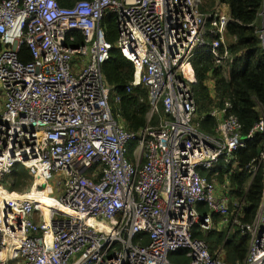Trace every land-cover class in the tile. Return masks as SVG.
Instances as JSON below:
<instances>
[{
	"label": "built area",
	"instance_id": "2783aa9c",
	"mask_svg": "<svg viewBox=\"0 0 264 264\" xmlns=\"http://www.w3.org/2000/svg\"><path fill=\"white\" fill-rule=\"evenodd\" d=\"M205 4L0 0V264H175L170 255L182 248L189 250L188 264H228L222 248L212 255L193 234L197 225L204 232L240 229L250 245L236 264H264V186L248 223L245 197L231 195L236 171L247 170L249 185L259 171L264 176V115L244 135L226 100L210 109L213 132L200 130L190 61L202 49L226 67L236 59L237 42L228 37L234 21L228 5ZM113 13L115 42L103 24ZM75 31L84 42L70 46ZM23 46L30 49L27 62L20 58ZM115 48L134 64L128 91L148 90L147 124L136 133L110 105L103 66ZM257 135L261 151L241 167L237 153ZM20 163L32 184L18 191L6 178ZM220 170L221 182L202 176ZM55 174L62 181L48 190Z\"/></svg>",
	"mask_w": 264,
	"mask_h": 264
},
{
	"label": "trees",
	"instance_id": "16d2710c",
	"mask_svg": "<svg viewBox=\"0 0 264 264\" xmlns=\"http://www.w3.org/2000/svg\"><path fill=\"white\" fill-rule=\"evenodd\" d=\"M203 9L211 7L215 3H226L229 13L234 21L229 24L228 37H235L237 42L231 46V51L236 59L228 63L226 67L217 65L211 53L203 50L196 54L190 61V66L195 74L196 83L194 86L195 98L197 101V117H203L201 127L206 132H213V118L209 116L212 107L221 106L226 100L233 104L231 113L238 117L242 125V132L246 135L264 115V51L261 48L257 34V22L260 18L264 0H204ZM63 4L70 5L66 1ZM116 14L106 15L103 24L107 28V38L115 42L118 37ZM75 40L68 39L70 46H79L84 42L80 31L71 33ZM20 58L23 62L30 60V49L23 46L20 51ZM134 64L122 55L118 48L112 52L111 59L103 66V73L107 82L112 86L113 95L110 105L114 115L122 116L125 128L130 132H138L146 126L147 113L150 110L148 90L139 86L128 91L130 82L134 77ZM215 79L214 85H209V79ZM116 96L119 101H116ZM261 135H257L254 142H249L247 147L238 151L237 156L240 166L244 167L261 151ZM18 164L10 175L12 182H8L9 188L21 191L32 184L28 170ZM21 168V169H20ZM215 170L212 171L214 173ZM211 173H206L210 175ZM226 174L220 170L218 176L220 181ZM249 174L247 170L236 171L231 180L235 189L231 195L241 199L245 197L244 222H250L260 205L263 196L264 176L259 171L252 183L248 186L246 182ZM206 209L201 208L204 212ZM220 216L215 214V224L219 222ZM229 227H217L208 232L199 231L194 228L193 234L205 240L212 254L223 249V258L228 264L243 262L246 258L249 238L240 229ZM228 236V237H227ZM182 251V250H180ZM179 251V252H180ZM187 251V250H186ZM172 262L176 264H188L190 259L181 253L174 255Z\"/></svg>",
	"mask_w": 264,
	"mask_h": 264
},
{
	"label": "rangeland",
	"instance_id": "374dc122",
	"mask_svg": "<svg viewBox=\"0 0 264 264\" xmlns=\"http://www.w3.org/2000/svg\"><path fill=\"white\" fill-rule=\"evenodd\" d=\"M263 11H264V4H263V7H262V9H261V13H260V15H261V19H260V21H259V24H260V22H261V20H262V13H263ZM1 91H2V89L0 88V105L3 106V105H4V102H5V99H4V96L2 95V92H1ZM117 115H118V114H117ZM117 115H115V116L117 117ZM135 147H136V142L132 141V142L130 143V145H129V153H130L131 155L133 154V151H134ZM132 159H133V157L130 156V157H129V160L131 161ZM20 169H21V168H20ZM7 181H8V182H12L11 178H8V177H7ZM58 181H62V178H61L59 175L55 174L53 181L49 182L47 189H48V190H52L53 187L57 184ZM248 183H249V182L247 181V182H246V185H249ZM198 209H200V208H198ZM195 228H196L197 230H199V231L201 230L200 226H197V227H195ZM177 253H181V254L184 255V254L186 253V250H182V251L177 252ZM175 254H176V253H175ZM175 254H171V255H170V259H171V260H173Z\"/></svg>",
	"mask_w": 264,
	"mask_h": 264
},
{
	"label": "bare ground",
	"instance_id": "6f19581e",
	"mask_svg": "<svg viewBox=\"0 0 264 264\" xmlns=\"http://www.w3.org/2000/svg\"><path fill=\"white\" fill-rule=\"evenodd\" d=\"M218 4H220V3H218ZM260 18H261V16H260ZM117 20H118V17H117ZM264 20V11H263V13H262V21ZM257 27H262L261 26V24L260 25H257ZM201 51H203L202 49H199V50H197L196 51V53H195V55L196 54H198V53H200ZM206 51V50H205ZM208 52V51H207ZM209 53V52H208ZM194 94H195V92H194ZM229 100V99H228ZM230 101V100H229ZM231 102V101H230ZM232 103V102H231ZM233 105V104H232ZM232 110V109H231ZM230 113H231V111H230ZM119 114V113H118ZM114 115V114H113ZM147 115H148V113H147ZM118 116V115H117ZM114 117H116L115 115H114ZM124 122V121H123ZM259 122V121H258ZM154 123H158V121H157V118H155V120H154ZM146 124H147V122H146ZM124 125H125V123H124ZM256 125V124H255ZM214 127H215V124H214ZM200 130L202 131V132H204V133H211V132H206V131H204L203 129H202V127H201V125H200ZM213 130H214V128H213ZM256 140V138L253 140V141H251V142H254ZM133 157V156H132ZM133 160L134 159H132L130 162H133ZM21 164V163H20ZM23 166H25L24 164H23ZM206 173H210V172H206ZM206 173H202V176H204V177H207L208 179H216V180H218V181H220L219 180V178H218V176H216V175H213V174H210V175H206ZM249 174V173H248ZM221 182V181H220ZM252 183V182H251ZM250 183V184H251ZM249 184V183H248ZM249 185H247V187H248ZM41 199H42V201H45V203H51L52 202V200L50 199V197H47V196H42L41 197ZM202 201H200V203H201ZM261 202H262V199H261ZM261 202H260V204H261ZM201 209V208H200ZM200 209H197L199 212H202V211H200ZM217 215H221L220 214V212L219 213H216ZM197 226H199V225H197ZM196 226V227H197ZM148 242H149V240H144L143 241V243L144 244H148ZM249 245H250V242H249ZM208 248H209V246H208ZM210 249V248H209ZM180 250H187V252L189 251L188 249H186V248H182V249H180ZM179 250V251H180ZM212 254V253H211ZM212 255H215V254H212ZM224 257V256H223ZM188 258V257H187ZM190 259V258H189ZM171 260V259H170ZM172 262V261H171ZM172 263H174V262H172ZM176 264V263H175Z\"/></svg>",
	"mask_w": 264,
	"mask_h": 264
},
{
	"label": "crops",
	"instance_id": "0c3cea01",
	"mask_svg": "<svg viewBox=\"0 0 264 264\" xmlns=\"http://www.w3.org/2000/svg\"><path fill=\"white\" fill-rule=\"evenodd\" d=\"M260 16H261V15H260ZM260 19H261V18H259V21H260ZM259 21L257 22V25H260V24H261V26H263V24H264V20H263V21L261 20L260 24H259ZM258 28H259V29H262L261 27H258Z\"/></svg>",
	"mask_w": 264,
	"mask_h": 264
}]
</instances>
